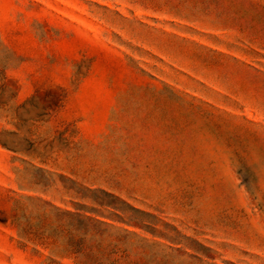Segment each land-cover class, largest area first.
Instances as JSON below:
<instances>
[{"label":"rangeland","instance_id":"374dc122","mask_svg":"<svg viewBox=\"0 0 264 264\" xmlns=\"http://www.w3.org/2000/svg\"><path fill=\"white\" fill-rule=\"evenodd\" d=\"M0 264H264V0H0Z\"/></svg>","mask_w":264,"mask_h":264}]
</instances>
